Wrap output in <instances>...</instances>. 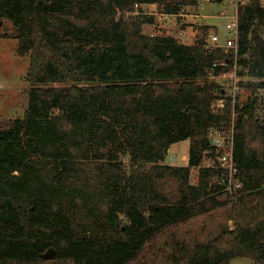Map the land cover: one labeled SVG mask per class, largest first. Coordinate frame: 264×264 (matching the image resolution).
Returning <instances> with one entry per match:
<instances>
[{"label": "trees", "instance_id": "trees-1", "mask_svg": "<svg viewBox=\"0 0 264 264\" xmlns=\"http://www.w3.org/2000/svg\"><path fill=\"white\" fill-rule=\"evenodd\" d=\"M198 6L0 0V39L27 58L29 86L22 118L0 122V264H264V5L236 7L235 51L143 33L155 23L144 7L179 18ZM233 69L246 78L236 104L215 82ZM230 125L236 200L204 166L208 130ZM184 141L187 165H164Z\"/></svg>", "mask_w": 264, "mask_h": 264}, {"label": "rangeland", "instance_id": "rangeland-1", "mask_svg": "<svg viewBox=\"0 0 264 264\" xmlns=\"http://www.w3.org/2000/svg\"><path fill=\"white\" fill-rule=\"evenodd\" d=\"M223 4H212L205 3L204 0H199V15L202 16L206 25L197 22V14L193 9H186L179 18L167 17L158 14L154 11V8L144 7L141 10L140 16H151L155 19L154 26H145L143 33L146 35H153L155 28L161 31V33L169 34L176 37V39L183 44H191L195 36H208V46H218L231 49V44L234 39L228 34L226 24L231 21L233 10L231 5L228 3L233 0H223ZM264 5V0H261ZM137 13L129 14L126 17L138 16ZM223 15V16H222ZM222 16V17H221ZM211 26V27H210ZM207 28L205 31L203 28ZM215 27L216 30H213ZM0 32L3 34H10V25L2 23L0 25ZM218 33H221L223 37H226L224 42H221L218 38ZM206 34V35H205ZM180 36L183 38L179 40ZM212 38L213 45L210 43ZM16 42L11 39H0V122L7 121L10 119L22 118L24 110L27 105V91L29 86L24 82L28 60L27 58H19L15 53ZM246 81V78L240 79ZM237 77L227 75L224 78H217L215 82L218 85L225 86L227 89H232L234 85L238 87L240 81ZM239 92V91H238ZM238 92L236 94H238ZM232 94V92H227ZM235 94V97H236ZM261 98L264 102V92L260 93ZM259 100V101H260ZM246 95H241L239 98V105L245 103ZM261 101V102H262ZM188 156V141L180 142L171 147L168 151L167 156L163 162L164 165L174 167H185L187 165ZM127 161L126 159L124 160ZM196 171V170H195ZM192 174V178L195 174ZM172 193L174 192V184L168 188ZM230 264H254L246 259H234Z\"/></svg>", "mask_w": 264, "mask_h": 264}, {"label": "built area", "instance_id": "built-area-1", "mask_svg": "<svg viewBox=\"0 0 264 264\" xmlns=\"http://www.w3.org/2000/svg\"><path fill=\"white\" fill-rule=\"evenodd\" d=\"M210 2V0H205ZM233 8V15L230 17L231 21L226 24L227 32L233 37L234 41L229 44V47L234 51L236 49L235 40H236V7L238 5H243L244 0H233L229 2ZM183 38L180 36L179 40ZM220 66L224 67L223 64ZM234 72L230 73L236 78L235 69ZM225 77V76H224ZM222 77V78H224ZM232 94L225 95L230 97L233 104H236L235 94L238 92V87L234 85L230 90ZM223 100L217 102V107H222ZM210 146L214 150V159L213 161H205L204 166L208 168H216L219 171L225 172L224 179L221 180V186L224 190L225 196L229 197L231 200H236L240 196V190L242 189V183L238 179L237 169L233 159L234 152V138H233V125H230L228 131L209 129L207 135Z\"/></svg>", "mask_w": 264, "mask_h": 264}, {"label": "crops", "instance_id": "crops-1", "mask_svg": "<svg viewBox=\"0 0 264 264\" xmlns=\"http://www.w3.org/2000/svg\"><path fill=\"white\" fill-rule=\"evenodd\" d=\"M205 1V0H204ZM214 3H212V4H223V0H212ZM205 3H210V2H205ZM229 3V2H228ZM230 4V3H229ZM231 5V4H230ZM231 8H232V5H231ZM198 9H199V6H198V8L196 9V10H193L197 15L196 16H193V17H195L196 18V21L197 22H200V23H203V25H206V23H205V21H203L204 19L202 18V16H200L199 15V11H198ZM232 10H233V8H232ZM223 16V15H222ZM221 16V17H222ZM206 26H208V25H206ZM211 27V26H210ZM213 28V30H214V28L215 27H212ZM218 38H219V40L221 41V42H224L225 41V39H227L226 37H223V35L221 34V33H218ZM210 41H212V38H210ZM226 42V41H225ZM212 45H213V41L212 42H210ZM223 47V46H222Z\"/></svg>", "mask_w": 264, "mask_h": 264}, {"label": "water", "instance_id": "water-1", "mask_svg": "<svg viewBox=\"0 0 264 264\" xmlns=\"http://www.w3.org/2000/svg\"><path fill=\"white\" fill-rule=\"evenodd\" d=\"M55 257V250L50 248L44 254L40 256L42 260L48 261L52 260Z\"/></svg>", "mask_w": 264, "mask_h": 264}]
</instances>
